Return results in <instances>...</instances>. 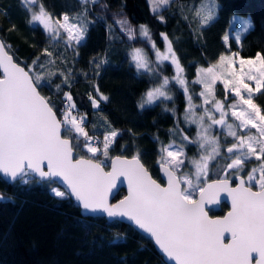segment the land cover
Wrapping results in <instances>:
<instances>
[{
    "label": "snow or ice",
    "instance_id": "6c2138e0",
    "mask_svg": "<svg viewBox=\"0 0 264 264\" xmlns=\"http://www.w3.org/2000/svg\"><path fill=\"white\" fill-rule=\"evenodd\" d=\"M178 2L148 0L161 22L162 10ZM21 3L28 12L27 24L43 30L52 50L45 47L30 63L21 61L0 35V174L22 184H48L54 197L74 198L84 211L106 214L117 223L128 221L154 240L167 264H264V105L255 102L264 96V54L240 55L242 33L253 28L251 20H242L235 33L225 32L223 51L213 61L190 65L195 71L189 78L167 33H160L161 50L147 25L133 28L123 13L116 19L129 41L139 36L153 53L150 57L137 47L129 53V63L138 75H147L149 83L137 107L144 110L169 101L174 105V88L184 96L182 115L177 116L175 107L164 109L175 121L169 130L172 139L164 143L154 138L159 145L158 180L138 149L129 156L127 146L118 144L124 134L107 117H102L103 131L89 124L88 114L80 112L73 98V70L57 65L58 60L68 63L64 52L69 49L79 56L88 26L94 23L88 19L90 6L98 0H78L82 10L73 16H54L44 0ZM188 11L191 19H183L196 39L197 32L202 36L218 22L220 6L216 0H191ZM17 30L13 24L7 31ZM166 62L171 76L163 73ZM106 63L103 57L90 61L93 79ZM54 77L60 83L53 89ZM44 88L59 100L45 95ZM91 88L88 99L99 110L110 98L98 84L91 83ZM185 128H194L193 134ZM189 146L195 148L194 156L188 155ZM117 147L120 153L114 155ZM125 183L127 194L112 202L113 190ZM222 200L230 201V210L210 215V206ZM115 239L125 241L122 236Z\"/></svg>",
    "mask_w": 264,
    "mask_h": 264
},
{
    "label": "trees",
    "instance_id": "16d2710c",
    "mask_svg": "<svg viewBox=\"0 0 264 264\" xmlns=\"http://www.w3.org/2000/svg\"><path fill=\"white\" fill-rule=\"evenodd\" d=\"M216 2L220 6L218 22L208 26L202 36L197 32L196 39H193L188 22L183 19L185 15L191 19V12L188 11L191 0H179L174 6L162 10L164 22L150 11L148 0H98L96 5L90 6L88 19L94 23L88 26L85 41L78 49L79 56H73L69 49L64 52L68 63L65 65L57 61L59 67L73 70V98L80 112L88 114L89 124H95L103 131L100 127L102 117H107L112 126L124 134L122 139H118V144L127 146L129 156L138 149L141 159L158 180L160 176L155 161L159 145L154 138L158 137L164 143L172 139L169 130L175 127V121L170 112L164 111V104L144 110L137 107L149 83L147 75H138L129 63V53L136 46L143 47L151 55L153 53L150 44L143 38L129 41L115 21L121 19L119 14L123 13L135 28L147 25L152 39L161 50H164V42L160 33H167L189 78L195 71L190 65L194 62L203 64L205 59L213 61L223 51L221 37L231 14H246L252 20L253 28L242 34L240 55L264 54V0ZM44 3L54 16L63 12L73 16L82 10L78 0H44ZM0 10L7 13L0 12V35L12 44L21 61L30 63L45 47L52 50L43 30H33L27 24L28 12L21 0H0ZM13 24L18 30L8 32ZM232 50H238L235 43ZM94 57L106 58L108 63L101 66L99 76L93 79L90 61ZM81 72L88 73V77ZM163 73L172 75V67L167 62ZM59 83L60 79L54 77L53 89ZM91 83L98 84L110 98L109 102L101 104L99 110L91 107L87 96L93 91ZM63 91H68V88ZM43 92L59 100V96H53L48 88H44ZM174 99L172 107L177 109L179 116L182 100L175 88ZM255 102L264 105V96L258 97ZM188 152L193 153L190 147ZM119 153L120 148L117 147L113 154ZM0 195L4 197L0 200V264H166L152 242L133 227L102 217H83L71 198L61 200L54 197L48 184H22L19 181L10 184L0 177ZM124 195L121 191L114 201ZM117 236L125 237V241H117Z\"/></svg>",
    "mask_w": 264,
    "mask_h": 264
},
{
    "label": "water",
    "instance_id": "95a60500",
    "mask_svg": "<svg viewBox=\"0 0 264 264\" xmlns=\"http://www.w3.org/2000/svg\"><path fill=\"white\" fill-rule=\"evenodd\" d=\"M159 176H160V173H159ZM0 177H1L4 181H6V182H8V183H10V184L15 183V182L11 181L9 178L4 177L3 174H0ZM58 186H59V185H58ZM62 189H63V188H62ZM121 191H123V192L125 193V195L127 194V186H126V183L123 184V185H121V184H118V185H117V188L113 190V194L110 196V200H111L112 202H117V201H119L120 199H122L125 195H124L122 198H120V199L114 201L115 197H116V196L118 195V193H120ZM71 199H72V200L77 204V206L80 208L81 215H82L83 217H102V218H105L106 220H108V221H110V222L113 221V220L109 219V218L106 216V214H102V213H91V212H87V211L82 210V208L79 206L78 202H76L74 198H71ZM221 204H226V205H227V207H228V210L226 211V213H227V212L230 210V201L225 202V201L222 200V201H221ZM219 206H220V205H219ZM219 206H210V208H212L213 210H217V209L219 208ZM226 213H225V214H226ZM225 214H224V215H225ZM123 223L128 224V225H130L131 227H133V226H132L128 221H126V220H124ZM133 228H134L138 233H140L141 235L145 236L146 238H148V239L152 242V244H153L154 248L156 249V251L162 256L163 260H164L165 263L167 264L166 257L163 256V254H162L161 251L159 250L158 246L155 244L154 240H152V239H151L147 234H145L143 231H141V230H137L135 227H133Z\"/></svg>",
    "mask_w": 264,
    "mask_h": 264
},
{
    "label": "rangeland",
    "instance_id": "374dc122",
    "mask_svg": "<svg viewBox=\"0 0 264 264\" xmlns=\"http://www.w3.org/2000/svg\"><path fill=\"white\" fill-rule=\"evenodd\" d=\"M233 17H236L237 19H235V20H233L232 18ZM242 20H251V17L249 16V15H246V14H231L230 15V17H229V23H228V26H227V28H226V31L225 32H231V33H235L236 31H237V29H239L242 25H241V21ZM251 22H252V20H251ZM132 26V25H131ZM140 26V25H139ZM139 26H137L136 27V29H138L139 28ZM133 28H135V26H132ZM243 34V33H242ZM137 37H139V36H137ZM141 38V37H140ZM142 39V38H141ZM137 48H142V49H144L143 47H141V46H136ZM145 50V49H144ZM131 51V50H130ZM146 52H147V50H145ZM148 55L151 57L152 55L151 54H149L148 53ZM250 57H252V56H250ZM196 90H198V88L196 89ZM178 92H180V91H178ZM180 94H181V100H182V102H181V104H182V109L180 110V115H182V112H183V108H184V104H185V100H184V96L182 95V93L180 92ZM173 95H174V89H173ZM170 103H172L171 101H169V102H167L166 104H164V109L165 108H172V106H174V105H171ZM157 104H159V102H157ZM167 104H169L170 105V107H166L167 106ZM149 107V106H148ZM94 110H97V109H94ZM179 115V116H180ZM103 121V120H102ZM182 128L184 127V125L183 124H181L180 125ZM98 131H100L99 129H98ZM185 131L186 132H188V134L189 135H192L193 134V131H194V128H193V130L192 131H189L187 128H185ZM191 149H192V154H190L189 152H188V155L189 156H194L195 154H196V150H195V148L193 147V146H189ZM189 149V148H188ZM62 190V189H61Z\"/></svg>",
    "mask_w": 264,
    "mask_h": 264
},
{
    "label": "flooded vegetation",
    "instance_id": "af4514ba",
    "mask_svg": "<svg viewBox=\"0 0 264 264\" xmlns=\"http://www.w3.org/2000/svg\"><path fill=\"white\" fill-rule=\"evenodd\" d=\"M161 182H163L161 180ZM228 210V207L226 204H220L219 208L217 210H212L210 211V215H213V216H223L226 211Z\"/></svg>",
    "mask_w": 264,
    "mask_h": 264
}]
</instances>
